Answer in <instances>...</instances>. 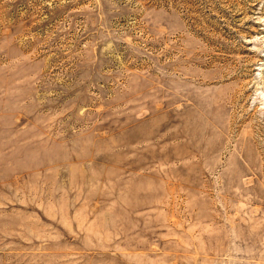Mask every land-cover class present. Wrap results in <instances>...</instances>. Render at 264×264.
I'll list each match as a JSON object with an SVG mask.
<instances>
[{
    "label": "rangeland",
    "instance_id": "obj_1",
    "mask_svg": "<svg viewBox=\"0 0 264 264\" xmlns=\"http://www.w3.org/2000/svg\"><path fill=\"white\" fill-rule=\"evenodd\" d=\"M0 264H264V0H0Z\"/></svg>",
    "mask_w": 264,
    "mask_h": 264
}]
</instances>
